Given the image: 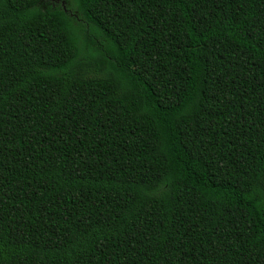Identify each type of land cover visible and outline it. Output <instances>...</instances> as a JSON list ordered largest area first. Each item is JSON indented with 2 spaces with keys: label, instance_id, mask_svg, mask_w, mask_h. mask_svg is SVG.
<instances>
[{
  "label": "trees",
  "instance_id": "trees-1",
  "mask_svg": "<svg viewBox=\"0 0 264 264\" xmlns=\"http://www.w3.org/2000/svg\"><path fill=\"white\" fill-rule=\"evenodd\" d=\"M0 264H264V0H0Z\"/></svg>",
  "mask_w": 264,
  "mask_h": 264
},
{
  "label": "flooded vegetation",
  "instance_id": "flooded-vegetation-1",
  "mask_svg": "<svg viewBox=\"0 0 264 264\" xmlns=\"http://www.w3.org/2000/svg\"><path fill=\"white\" fill-rule=\"evenodd\" d=\"M50 3H52V2H50Z\"/></svg>",
  "mask_w": 264,
  "mask_h": 264
}]
</instances>
